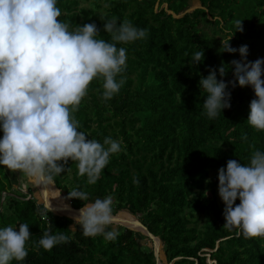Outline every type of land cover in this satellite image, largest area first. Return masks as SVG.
I'll return each mask as SVG.
<instances>
[{"label": "trees", "instance_id": "obj_1", "mask_svg": "<svg viewBox=\"0 0 264 264\" xmlns=\"http://www.w3.org/2000/svg\"><path fill=\"white\" fill-rule=\"evenodd\" d=\"M200 1L209 11L197 8L177 18L163 3L180 13L190 0H57L62 13L58 19L70 30L95 23L96 38L111 42L104 23L116 18L118 23L127 19L138 29H147V36L117 45L126 49V65L116 77L117 81L127 78L124 88L104 101L103 78H94L72 113L79 121L78 131L100 143L105 137L120 139L122 151L110 156L91 185L86 175L78 174L77 162L69 159L65 171L54 178V192L64 195L59 190L63 189L68 195L79 188L90 200L110 196L113 214L132 213L161 237L168 263L210 264L208 252L203 251L210 248L216 264H264V237L245 238L237 229H225L224 204L218 194V170L226 168L228 160L247 165L253 151H264V131L247 122L254 91L229 86L231 107L209 119L203 108L207 93L199 86L201 76L222 62L229 66L223 79L233 80L230 62L241 59L238 52H220L221 44H213L206 31L214 24H219L217 30L233 34L231 47L248 46V61L264 56V0H245L241 9L240 0L232 6L224 0ZM209 12L212 17L224 16V23L218 17L210 20ZM237 21H242L243 32L237 31ZM202 50V62L190 65ZM217 79H221L218 72ZM134 81L137 84L132 86ZM242 133L247 141H242ZM15 174L16 180L22 175ZM133 177L139 183H133ZM0 194L6 200L0 204V228L27 223L31 233L26 258L10 264H157L154 249L140 243L145 235L118 225L114 241L103 235L86 237L80 225L47 209L32 189L24 193L3 165ZM69 201L75 208L84 204L75 198ZM45 231L63 232L70 241L46 251L37 247Z\"/></svg>", "mask_w": 264, "mask_h": 264}, {"label": "clouds", "instance_id": "obj_2", "mask_svg": "<svg viewBox=\"0 0 264 264\" xmlns=\"http://www.w3.org/2000/svg\"><path fill=\"white\" fill-rule=\"evenodd\" d=\"M56 5L57 0H0V165L19 171L42 191L51 189L69 159L77 162L78 174L86 175L89 185L95 184L110 156L121 150V142L111 137L100 143L78 131L79 121L72 113L94 78H103L104 101L119 92L124 80L116 77L127 57L126 49L117 45L147 36V29H138L127 19L118 23L116 18L104 23L111 42L96 38L95 23L70 30L58 19L62 13ZM236 23L237 31L243 32L242 21ZM232 37L221 40L219 51L240 54L241 59L230 62L234 79H223L229 67L223 62L201 76L199 86L207 93L203 108L209 119H215L231 107L229 86H250L256 98L250 102L247 122L264 131V59L248 61V46L231 47ZM203 59V50L198 51L190 65ZM241 139L247 141V134L242 133ZM133 183H139L136 177ZM218 194L224 204L225 229H237L245 238L264 237V151H253L247 165L228 160L226 168L218 170ZM73 198L84 202L74 216L84 236L117 238L119 233L109 230L114 219L110 196L90 200L86 191L76 188L68 192L67 199ZM30 237L27 223L0 228V264L23 261ZM69 241L63 232L45 231L37 247L50 251Z\"/></svg>", "mask_w": 264, "mask_h": 264}, {"label": "rangeland", "instance_id": "obj_3", "mask_svg": "<svg viewBox=\"0 0 264 264\" xmlns=\"http://www.w3.org/2000/svg\"><path fill=\"white\" fill-rule=\"evenodd\" d=\"M234 1H236V0H224V3L223 4H227V6L228 5H230V6H232V2H234ZM239 1V0H238ZM88 3H82L81 4V6H83V5H87ZM242 5H245V0H244V2L242 1V0H240V5H238L239 7V9H241V8H243L242 7ZM158 6H159V1H157L156 2V4H155V8L157 9L158 8ZM162 7H164L165 9H167L168 10V12L169 13H173V15L175 16V17H181V16H183L186 12H192L193 10H195V9H197V8H204L205 10H207V11H209V9L206 7V6H203V3L200 1V0H190V4H189V6L187 7V9L185 10V11H182V12H180V13H175L174 11H172V10H169L168 9V2H164L163 3V5H162ZM226 9H229V8H226ZM212 12H209V15H208V18L210 19V20H212V21H214V20H216V18L218 17V19H220V20H222L223 19V17L224 16H222V15H218V14H216L215 16H213L212 17V14H211ZM222 22L224 23V20H222ZM218 25L219 24H214L212 27H210L209 29H207V31H206V34L208 35V37L212 40V42H213V44L214 45H220L221 44V40H227V39H229V37L231 36V35H229V32H228V30H224V31H219V30H217V28H219L218 27ZM207 26V25H206ZM205 26V27H206ZM209 27V26H208ZM213 27H215V29L213 28ZM232 38H234V36L232 37ZM259 58H261V59H264V56H261V57H259ZM126 80H127V78L124 80V83L126 82ZM136 81V80H135ZM134 81V84H132V86H134L135 84H137V82H135ZM123 83V84H124ZM123 86V85H122ZM125 86H126V84H125ZM121 88H124V87H121ZM248 88H251L250 86H248ZM252 89V88H251ZM253 90V89H252ZM140 124V123H139ZM138 124V125H139ZM117 141H119L120 142V139L119 140H117ZM122 151V148H121V150L118 152V153H120ZM8 170V172H9V174L12 176V178H13V181L14 182H16L17 183V186L19 187L20 185L22 186V190H23V192L24 193H27L28 191H29V189H32V192H33V195H34V197L37 199V200H41L43 203H44V201H43V199L40 197V195H41V193H40V191H39V189L37 188V186H36V184L33 182V181H30L29 179H27L26 177H22L21 175H19L18 177H19V179L18 180H16V178H17V176H16V172H19V171H16V172H13V171H11V170H9V169H7ZM15 175V176H14ZM209 185H212V183L211 182H209ZM57 187V186H56ZM58 188V187H57ZM59 189V188H58ZM60 191L64 194V195H60V194H56V193H54L55 194V196H58L57 198H61V199H65V200H68L69 201V199H67V197H68V195H67V193L63 190V189H60ZM3 195V194H2ZM1 194H0V204H5L6 203V200L4 199V197L2 196ZM42 196V195H41ZM43 197V196H42ZM44 198V197H43ZM70 202V201H69ZM91 203V202H90ZM0 209H1V207H0ZM127 210V209H126ZM118 225H121V224H118V223H112L111 225H110V228L111 229H115V228H117V226ZM121 226H123V225H121ZM142 234V233H141ZM143 235H145V237L144 238H141L140 239V243L142 244V245H148V246H150V247H152L153 249H154V247H155V243H156V241L152 238V237H150V236H148L147 234H143ZM159 238H160V240L161 241H158L159 242V244H160V251H159V257H160V259H161V261L163 262V264H168V262H167V258H166V256L164 255V249H163V241H162V239H161V237L160 236H158ZM218 246V245H217ZM203 251H205V252H208L206 255L208 256V259H207V261L210 263V264H216V260H212L211 258H210V252H212L213 251V249H210V248H203ZM164 255H162V254ZM162 257H161V256ZM164 257V258H163ZM169 264H172V263H169Z\"/></svg>", "mask_w": 264, "mask_h": 264}, {"label": "bare ground", "instance_id": "obj_4", "mask_svg": "<svg viewBox=\"0 0 264 264\" xmlns=\"http://www.w3.org/2000/svg\"><path fill=\"white\" fill-rule=\"evenodd\" d=\"M36 186L39 189L41 195L44 197L43 198L44 202L48 203L50 205L49 210L52 211L53 213L61 214V215H68V216H71L72 218H74V216L79 214V210L73 209V207L71 206V204L67 200L57 198L58 196H55L54 187H53L54 185L51 186V189H49L47 191H42L40 186L37 184H36ZM113 217H114V219H113L114 223L124 224V225L132 227V228H137V226L140 223L136 216H134L132 213L130 214L127 211H120L119 213H117ZM156 245H157L158 251H160V249H159L160 244L158 241H156Z\"/></svg>", "mask_w": 264, "mask_h": 264}, {"label": "water", "instance_id": "obj_5", "mask_svg": "<svg viewBox=\"0 0 264 264\" xmlns=\"http://www.w3.org/2000/svg\"><path fill=\"white\" fill-rule=\"evenodd\" d=\"M2 136H3V133H2ZM2 138V137H1ZM60 190V189H59ZM29 197H31V195L29 196ZM90 203V202H89ZM46 203L44 202V205H45ZM71 204V203H70ZM72 206V205H71ZM73 207V209H80V208H75L74 206H72ZM47 209H49V208H47ZM120 211V210H119ZM118 211V212H119ZM117 212V213H118ZM116 213V214H117ZM54 214H56V213H54ZM116 214H113V216L114 215H116ZM57 215H60V216H67V217H70V218H72L71 216H68V215H61V214H57ZM134 216H136V215H134ZM137 217V216H136ZM138 218V217H137ZM73 220H74V218H72ZM138 221L140 222L139 223V225L137 226V228H132V227H129V226H126V225H124V224H121V225H123V226H125V227H127V228H129V229H133V230H135V231H137V232H140V233H142V234H147L148 236H150V237H152L155 241H161L160 240V238L157 236V235H155V234H153L149 229H148V227L138 218ZM114 223V222H113ZM154 254H155V258H156V260H157V264H163V262L161 261V259H160V257H159V251H158V248H157V245H156V243H155V247H154ZM164 255L166 256V254L164 253ZM177 259V258H176ZM169 264V263H168Z\"/></svg>", "mask_w": 264, "mask_h": 264}]
</instances>
